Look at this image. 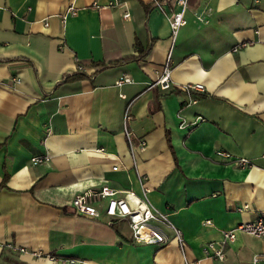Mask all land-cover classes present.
I'll return each instance as SVG.
<instances>
[{
	"label": "crops",
	"instance_id": "obj_1",
	"mask_svg": "<svg viewBox=\"0 0 264 264\" xmlns=\"http://www.w3.org/2000/svg\"><path fill=\"white\" fill-rule=\"evenodd\" d=\"M112 1L0 0V264H264V237L244 232L224 259L203 253L264 211V0H188L175 37L176 0ZM104 184L132 204L148 186L186 245L164 224L167 242L134 243L105 202L98 217L71 204Z\"/></svg>",
	"mask_w": 264,
	"mask_h": 264
},
{
	"label": "built area",
	"instance_id": "obj_2",
	"mask_svg": "<svg viewBox=\"0 0 264 264\" xmlns=\"http://www.w3.org/2000/svg\"><path fill=\"white\" fill-rule=\"evenodd\" d=\"M165 1L155 0V4L159 9H166ZM95 7L98 6L97 2H94ZM120 0H113L110 2V5H119ZM177 8L169 11V17L171 22L172 33L174 37L176 36L178 30L183 25L187 24L186 18V10L188 8V0H176ZM213 11V7L208 5L205 6L200 12L196 13L197 19L201 22H208L209 17ZM71 13H76V8L72 4L68 7L66 13L63 15L64 19L67 15ZM124 16L126 18L130 17V12L126 11ZM171 61V53L168 54L167 62L164 66L162 74L157 78L155 84L160 85L163 90L170 88V66ZM14 82L19 81L18 76H14L12 78ZM132 81V78L128 74H124L119 77L116 81L117 85H121L125 82ZM183 89H197L204 90V85L202 83H188L182 86ZM122 97H125L122 94ZM129 106L124 115V120L127 124L128 120L131 118ZM126 133L128 138L131 140V130L127 128L126 125ZM145 145V141L141 142V146ZM218 155L224 157H231V154L224 150H219ZM43 160H49V156H35L32 158V163L37 164ZM235 162L241 165H252V161L248 158H236ZM118 166H114L117 168ZM150 188L144 185V195L141 198H136L137 201L135 204H132L128 198L117 196L118 190L115 188L104 184L98 188H90L85 191L77 193L73 199L71 204L74 208L83 214L90 216H100V204L105 202V214L108 217L107 224H115L119 219H127L129 227L131 229L130 238L134 243L137 244H163L167 242L170 238L169 234H167L162 228L161 225L164 224L167 227H170L174 231V236L179 244L184 247L185 237L180 228L175 226L168 218V215L162 211H160L157 207H155L148 198V193ZM130 195L134 196L135 193L133 191L129 192ZM136 196V195H135ZM249 205L245 204L240 209H246ZM212 220L207 219L206 223H211ZM244 232L248 234H252L255 236L264 237V211L258 213V215L252 219L245 222H241L236 226L223 230L222 238L220 240H212L207 242L203 246V253L206 256L222 260L226 257V245L232 241H234L238 234ZM25 250L24 248H21ZM53 257V256H52Z\"/></svg>",
	"mask_w": 264,
	"mask_h": 264
},
{
	"label": "trees",
	"instance_id": "obj_3",
	"mask_svg": "<svg viewBox=\"0 0 264 264\" xmlns=\"http://www.w3.org/2000/svg\"><path fill=\"white\" fill-rule=\"evenodd\" d=\"M142 50V49H141ZM143 51V50H142ZM131 58H133V57H126V58H124L123 60H130ZM83 75L82 74H80V73H74V74H70V75H68L67 76V78L68 79H70V78H73V79H76V78H80V77H82ZM169 145H170V147L172 148V144H171V142H170V139H169ZM3 264V263H2ZM15 264H21V263H19V262H16Z\"/></svg>",
	"mask_w": 264,
	"mask_h": 264
}]
</instances>
